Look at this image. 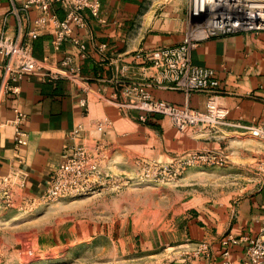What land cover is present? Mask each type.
I'll use <instances>...</instances> for the list:
<instances>
[{"label": "crops", "instance_id": "0c3cea01", "mask_svg": "<svg viewBox=\"0 0 264 264\" xmlns=\"http://www.w3.org/2000/svg\"><path fill=\"white\" fill-rule=\"evenodd\" d=\"M189 5L190 0H102L99 19L85 12L86 28L74 30L86 45L84 57L69 41L62 43L59 50L53 49L49 31L34 39V56L45 59L50 68L57 66L64 54L72 56L82 77L76 82L32 74L18 81L17 94L7 93L4 89L7 77L2 70L4 58L0 54V176H21L23 185L18 189L22 196L38 197L58 166L64 146L89 144L94 140H103L123 156L158 163L210 150H230L241 159L239 154L249 153L247 149H250L255 158L264 157L251 138L244 137L249 133L244 127L264 125V31L209 37L192 49L191 60L195 65L214 70L219 81L214 92L186 95L167 87L148 88L154 99L198 111H204L211 100L226 106L227 124L213 133L201 127L178 130L168 117L158 114L141 120L139 111L125 110L116 104L121 99L123 85L146 83L156 75V69L135 58L134 53L180 43L189 23ZM53 9L59 18L64 17L57 4ZM8 10V0H0V21ZM29 13L30 17L37 14L35 10ZM6 19V32L16 35L14 16L8 15ZM23 33L22 30L19 36ZM102 44L103 50L99 49ZM82 99L86 100L85 107L81 105ZM14 109L26 115L20 122L27 132L24 145L16 146L13 142ZM99 123L101 129L97 126ZM76 124L82 127L72 135ZM263 203L264 189L259 187L237 202L196 208L187 219L183 216L185 220L181 223L172 224L171 236L165 237L161 228L149 230L144 237L148 247L140 250L145 252L130 253V259L120 264L219 262L222 238L228 234L241 236L258 232ZM172 241H188L184 246L189 247L198 241H207L210 252L198 258L185 253L187 246L176 253L167 252L164 246ZM244 257V243L231 246L233 260Z\"/></svg>", "mask_w": 264, "mask_h": 264}, {"label": "built area", "instance_id": "2783aa9c", "mask_svg": "<svg viewBox=\"0 0 264 264\" xmlns=\"http://www.w3.org/2000/svg\"><path fill=\"white\" fill-rule=\"evenodd\" d=\"M102 0H8L9 10L0 21V54L4 58L2 64L3 76H6L5 92L17 94L18 81L26 75H40L51 79L64 78L72 82L81 80L80 67L74 63L71 55L64 54L57 66L50 68L45 59H38L33 54L32 42L42 33L51 32L50 43L53 49L59 50L62 43L69 41L84 57L86 45L77 35L75 29H85L87 24L85 12L99 19ZM231 5L228 1L217 9L214 2L198 9L196 0L189 5V23L180 43L170 46H158L138 50L134 57L154 67L156 75L145 82H133L121 87L120 98L116 100L119 108L139 111V118L145 120L150 115H162L169 118L171 124L178 130L187 127L205 128L210 131L227 124L229 109L215 100L208 102L204 111H198L188 106H177L164 100L154 99L149 87H167L177 89L188 95L191 92L211 93L218 89L219 81L211 68L195 65L191 60V51L201 40L209 37H219L237 33H258L264 31V10H256V18L248 3ZM57 4L64 12L59 18L54 5ZM216 9V10H215ZM30 10L37 14L30 17ZM252 15V18L249 15ZM14 16L16 20V35L6 32V17ZM23 30V36L19 34ZM105 45L99 46L103 50ZM86 106V100H81ZM13 142L24 145L27 142V132L20 122L26 115L14 109ZM107 122L106 124H109ZM98 128L101 129L99 123ZM82 125L76 124L71 134H76ZM244 127V126H243ZM249 133L264 143V125L247 126ZM225 155L219 151H196L182 159L162 164L155 160L134 158L143 172L161 174L162 172L187 168L194 165L222 164ZM111 157L109 145L103 140H94L89 144H68L64 146L61 160L56 169L49 175L44 191L31 200L49 201L63 197L85 194L104 183H113L111 174ZM257 180L264 189V161L257 165ZM21 176H0V186L6 191L21 187ZM9 194V193H8ZM24 198V197H23ZM28 199V198H24ZM262 215L259 218L258 232L254 235H226L221 239V260L210 264H264V203ZM244 243L245 257L242 260L231 258V246ZM210 245L207 241H198L186 249L185 253L192 258L208 256Z\"/></svg>", "mask_w": 264, "mask_h": 264}, {"label": "rangeland", "instance_id": "374dc122", "mask_svg": "<svg viewBox=\"0 0 264 264\" xmlns=\"http://www.w3.org/2000/svg\"><path fill=\"white\" fill-rule=\"evenodd\" d=\"M244 137L264 152L263 142L250 133ZM247 150L241 159L219 150L222 164L155 175L109 148L113 183L105 177L91 192L49 201H29L17 187L9 192L0 186V264H120L130 253H144L149 230L161 228L171 236L172 224L196 208L237 202L259 189L257 165L264 157ZM186 243L172 241L164 248L176 253Z\"/></svg>", "mask_w": 264, "mask_h": 264}, {"label": "bare ground", "instance_id": "6f19581e", "mask_svg": "<svg viewBox=\"0 0 264 264\" xmlns=\"http://www.w3.org/2000/svg\"><path fill=\"white\" fill-rule=\"evenodd\" d=\"M214 2V4L217 6V9L222 8L223 5L227 4V1L233 6L235 5H241L244 0L242 2H240L239 0H196L197 2V7L198 9L201 7H205L207 5V3L209 2ZM210 2V3H211ZM209 3V4H210ZM245 3H248L249 7H251L254 13V17L256 18V14L258 11L264 10V0H247ZM216 10V9H215ZM256 10H258L256 12ZM250 18H252V15H249Z\"/></svg>", "mask_w": 264, "mask_h": 264}]
</instances>
